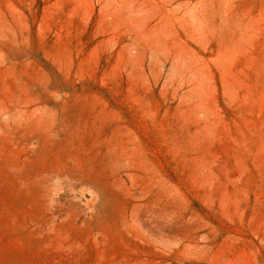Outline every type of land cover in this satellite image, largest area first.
I'll return each instance as SVG.
<instances>
[{
    "label": "rangeland",
    "instance_id": "obj_1",
    "mask_svg": "<svg viewBox=\"0 0 264 264\" xmlns=\"http://www.w3.org/2000/svg\"><path fill=\"white\" fill-rule=\"evenodd\" d=\"M0 264H264V0H0Z\"/></svg>",
    "mask_w": 264,
    "mask_h": 264
}]
</instances>
